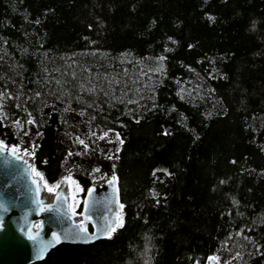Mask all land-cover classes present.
<instances>
[{"label":"trees","instance_id":"16d2710c","mask_svg":"<svg viewBox=\"0 0 264 264\" xmlns=\"http://www.w3.org/2000/svg\"><path fill=\"white\" fill-rule=\"evenodd\" d=\"M152 60L148 83L117 74ZM48 94L121 134L123 226L33 264H205L230 250L264 264V0H0V97L11 120L35 121L34 168L54 186L71 152L59 133L79 130L42 112ZM0 141H19L1 117ZM75 177L86 196L93 180Z\"/></svg>","mask_w":264,"mask_h":264},{"label":"water","instance_id":"95a60500","mask_svg":"<svg viewBox=\"0 0 264 264\" xmlns=\"http://www.w3.org/2000/svg\"><path fill=\"white\" fill-rule=\"evenodd\" d=\"M11 149L0 151V264L41 262L61 244L90 245L106 239L111 227L120 223L123 207L116 175L114 183H109L113 177L93 183L80 221L70 208L65 185L48 201L44 181L32 172L33 158L19 152L14 156ZM56 235L61 237L60 243L54 242ZM44 245L43 256H38ZM205 264L219 262L208 259Z\"/></svg>","mask_w":264,"mask_h":264},{"label":"rangeland","instance_id":"374dc122","mask_svg":"<svg viewBox=\"0 0 264 264\" xmlns=\"http://www.w3.org/2000/svg\"><path fill=\"white\" fill-rule=\"evenodd\" d=\"M161 66V60H152L145 63L142 67L126 66L117 71V74L122 76L134 74L137 75L139 79L148 83L157 78ZM103 81H105L103 82L105 89H107L110 94L116 95L118 99L122 98V95L119 94L121 90L116 89V78L114 76L104 77ZM203 92V85H196L189 90L190 95H199ZM20 99V103H22V98ZM4 100L5 97L1 96L0 117L19 140L15 145H10L8 143L4 144L9 148H18L19 153L33 158V150L37 146V139L40 136L38 126L35 121L29 117L23 120H11L4 109ZM214 109L220 111L221 108L218 103L214 104ZM55 111H58L65 121L75 125L79 132L62 131L59 133V138L71 147V152L64 161L61 181L56 184L59 185V187L55 188L53 192H49L47 187H45L44 193L47 194V196L44 195V197L48 201H51L57 190L62 185H65L70 197V208L76 213L78 220L81 221L82 213L79 212V209L83 206L86 196L75 176L78 174L88 176L93 180V183L115 176L117 162L116 153L121 145L120 141L122 137L118 131L106 129L98 125L91 114L74 111L67 103H64L59 96L48 94L42 107V112L51 114ZM29 120H33L34 123H27ZM17 121H19V125H17ZM117 136H119V139H117ZM101 137H103V139H101ZM80 140H83L84 144L79 143ZM90 143H92L94 147H92ZM97 169H99V171H97ZM44 184H46L45 181ZM48 187L53 186L48 185ZM50 197L51 199L49 200L48 198ZM216 258L219 264H239L242 253L237 250H230L225 254L220 252Z\"/></svg>","mask_w":264,"mask_h":264},{"label":"snow or ice","instance_id":"6c2138e0","mask_svg":"<svg viewBox=\"0 0 264 264\" xmlns=\"http://www.w3.org/2000/svg\"><path fill=\"white\" fill-rule=\"evenodd\" d=\"M16 123H17V125H19V121H17ZM27 123H29V124H33L34 121H33V120H29V121H27ZM101 139H103V137H101ZM117 139H119V136H117ZM79 143L84 144V141H83V140H80ZM120 143H123V141L121 140ZM6 147H7V146L3 143V141H0V151H3ZM10 151H11V153L15 156V155L17 154V152L19 151V149H18V148H12ZM26 154H27V153H26ZM17 159H19V156H17ZM97 171H99V169H97ZM32 172H33V174H34L36 177H39L40 179H43L41 173L38 172V171H36L35 168L32 169ZM114 181H115V177H113V179H112L111 181H109V183H114ZM33 183H35V181H33ZM73 183H74V182H73ZM45 187H47V190H48L49 192H53V191H55V188L59 187V185H55V186H53V187H48V185L45 184ZM122 207H123V205H121V208H122ZM40 210L43 211V210H44L43 207H41ZM85 211H87V207L85 208ZM122 226H123V224H122V220L120 221L119 224H115V225H113V226L111 227L109 233H108L109 237L111 236V233L114 232V231L116 230V227H122ZM36 227H39V225H36ZM81 231L86 232L87 229H83V228H82ZM30 238L35 239V237H30ZM53 240H54L55 243H60V242H61V237L58 236V235L53 236ZM46 248H47V245H44V246L40 247V248L38 249V251H37V255H38V256H43L44 251L46 250ZM209 259H211V260H216L217 258H216V257H210Z\"/></svg>","mask_w":264,"mask_h":264},{"label":"bare ground","instance_id":"6f19581e","mask_svg":"<svg viewBox=\"0 0 264 264\" xmlns=\"http://www.w3.org/2000/svg\"><path fill=\"white\" fill-rule=\"evenodd\" d=\"M44 195H45V196H47V194H45V193H44ZM48 199L50 200V199H51V197H50V198H48Z\"/></svg>","mask_w":264,"mask_h":264}]
</instances>
